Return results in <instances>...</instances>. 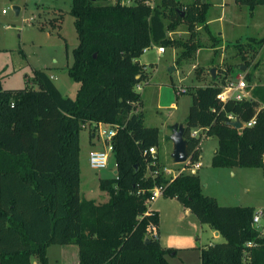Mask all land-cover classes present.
Instances as JSON below:
<instances>
[{"label": "trees", "instance_id": "obj_1", "mask_svg": "<svg viewBox=\"0 0 264 264\" xmlns=\"http://www.w3.org/2000/svg\"><path fill=\"white\" fill-rule=\"evenodd\" d=\"M110 1L72 0L79 45L68 74L80 85L75 99L41 70L33 72L38 90L0 88V264H49L53 245L77 246L79 264H169L172 249L152 238L145 243L148 228L160 224L157 211L146 215L156 186L226 240L204 248L201 264H264V236L252 227L254 208L221 206L203 194L196 173L172 180L158 173L159 156L154 167L144 154L159 148L160 131L147 127L138 112L137 87L149 78L139 59L153 46L179 50L178 63L192 57L197 26L209 30L210 5ZM235 1L251 11L264 6V0ZM58 23L51 25L61 27ZM182 25L190 37L172 38ZM220 42L214 39V46ZM245 79L251 82L252 76ZM215 82L193 94L185 126L192 161L199 158L202 140L191 131L204 128L219 143L212 167L260 168L264 175V86L249 90V100L223 103L218 98L223 86ZM229 115L255 124L234 129ZM95 123L118 126L112 142L117 175L100 180L109 195L103 203L80 196V134ZM90 137H96L95 130ZM148 164L155 178L146 176ZM249 242L254 245L247 247Z\"/></svg>", "mask_w": 264, "mask_h": 264}, {"label": "rangeland", "instance_id": "obj_2", "mask_svg": "<svg viewBox=\"0 0 264 264\" xmlns=\"http://www.w3.org/2000/svg\"><path fill=\"white\" fill-rule=\"evenodd\" d=\"M117 1L119 0L110 2ZM120 1L125 5H134L137 2ZM163 1L150 0L147 3L156 6L161 5ZM194 1L174 0L182 6L192 4ZM226 3L223 12L227 18L224 21L211 24L209 30L197 26L193 41L198 48L192 57L178 63L179 50L167 48L165 53L158 56L156 51L158 46H153L139 59L146 67L149 81L148 84L145 82L137 87L142 98V104L137 105L138 112L143 111L147 127L159 129L158 154L161 167L174 172L185 168V164L174 166L172 160L173 127L186 126L195 89L213 83L211 70H215V85L225 86L229 82L238 81L240 76L245 79L249 74L252 81L245 79L249 84V90L256 86H264V6H258L251 11L248 6L239 5L235 0H226ZM100 4L105 3L100 1ZM71 5L72 0H0L2 89L38 90L37 84L33 82V72L41 70L53 77L57 88L65 96L76 98L80 85L68 74V69L74 62L73 51L79 45L75 19L70 14ZM14 7L21 9L19 15H16ZM221 13L220 8L212 6L209 15L216 19ZM55 19L59 22L57 25L60 24L61 27L51 25ZM170 36L175 39H188L190 33L187 27L182 25L177 32L170 33ZM214 39L221 41L219 46H214ZM150 62L154 65L152 66ZM177 87H182L188 92L178 96ZM93 130L96 137L91 139L90 132ZM218 144V139L210 136L202 140L199 147V158L196 163H201L202 166L196 174L200 177L203 194L216 199L221 206L264 209L262 169L231 170L212 167L211 162ZM101 145L96 128L93 125L84 127L80 134V196L82 199H93L99 203L109 199L108 193L100 189V180L114 179L117 166L115 155L110 153L109 164L105 170L95 171L90 167L89 154L93 150H99ZM152 204L159 211V215L163 214L160 223H163L162 233L166 238L174 242L179 239L185 241L190 237L201 238L200 246L205 248L211 242L220 244L226 242L222 236L214 237L215 233L207 225H203V230L197 229L200 223L194 215L185 216L183 206L179 202L169 198H158ZM59 250L58 245L50 247L51 264H62ZM172 250L173 252L166 255L169 264H201L200 259L191 258L198 255L191 254L192 249L181 250L176 256L172 255L177 250ZM196 251L198 253V250Z\"/></svg>", "mask_w": 264, "mask_h": 264}, {"label": "built area", "instance_id": "obj_3", "mask_svg": "<svg viewBox=\"0 0 264 264\" xmlns=\"http://www.w3.org/2000/svg\"><path fill=\"white\" fill-rule=\"evenodd\" d=\"M6 11H3V14H5ZM159 54L165 53L164 48H158L157 49ZM249 85L245 81L243 77H239L238 81L236 82H229L227 85L223 86L222 91L220 95L218 96L219 100L223 103H226L230 100H237V101H244L251 99V93L249 91ZM186 89L182 87H177V95H181L186 93ZM230 122L236 121V117L233 115L228 116ZM255 124V119H253L251 122L244 124V126L251 127ZM98 133L99 140L102 142L103 148L99 150H93L89 154V164L90 167L95 171H101L105 170L108 167L109 160H110V153H113V138L117 135L118 126L111 125V124H105V123H95L93 125ZM208 129H194L191 131V136L194 138H199L201 140H204L207 136ZM107 147V148H106ZM105 148V150H104ZM145 156L149 155L151 158L150 164L154 167H157L158 165V149L153 147L150 148L149 151H146ZM150 165V166H151ZM174 166H179V164H175ZM201 163H196L192 161V156L189 155L187 162L185 163V168L180 169L179 171L174 172L173 170H170L168 168L159 167L157 170L158 173H161L164 176L171 175L169 177L170 179H175L179 177L183 173L187 174H194L201 168ZM147 177L155 178L157 176L156 171H152L149 168V164L147 167ZM168 177V176H167ZM164 188L160 186H156L152 190L151 195V202L154 200L160 198L163 196ZM146 215H150L149 212L146 213ZM264 209L256 210L254 213L253 221H252V227L259 232L260 236H264ZM157 227L154 225H151L148 228V236L152 239L157 240ZM254 244L252 242H249L246 246L252 247Z\"/></svg>", "mask_w": 264, "mask_h": 264}, {"label": "crops", "instance_id": "obj_4", "mask_svg": "<svg viewBox=\"0 0 264 264\" xmlns=\"http://www.w3.org/2000/svg\"><path fill=\"white\" fill-rule=\"evenodd\" d=\"M202 4H209L210 5V9L212 6H215L216 8H220L221 9V14L219 15L218 18L216 19H213L212 17H210V15L208 14V26H210L211 24H214L215 22H222L224 21L227 17H226V14L223 12L224 8H226L227 6V3H226V0H201ZM236 2V1H235ZM148 4H150L148 2ZM21 12V10H20ZM210 12V11H209ZM258 27V25H257ZM159 48V47H158ZM157 48V49H158ZM151 49V48H150ZM148 49V50H150ZM156 49V51H157ZM157 55L160 56L161 54L158 53L157 51ZM142 64V63H141ZM150 64L153 66V62H150ZM49 75V74H48ZM49 77L53 80V77L49 75ZM149 81V80H148ZM54 82V81H53ZM145 84H148V82H146ZM56 85V84H55ZM57 86V85H56ZM140 90H142V86L140 87ZM173 107H175V105L173 104L172 105ZM100 149L103 148V146L101 145L99 147ZM159 153V152H158ZM160 157V155H159ZM233 170V169H231ZM233 175H235V172L233 173ZM246 176V175H244ZM249 191V190H247ZM160 198H164L163 196L160 197ZM174 201H177L176 199H172ZM155 201V200H154ZM178 202V201H177ZM153 202L150 203V206H149V213L151 214L152 211H157L156 208L153 207ZM180 203V202H179ZM181 204V203H180ZM182 205V204H181ZM183 206V205H182ZM254 208V207H253ZM255 210H259L261 208H254ZM183 210H184V213H185V216H191L193 215L191 213V211L187 208H185L183 206ZM159 213V211H157ZM162 215V218H163V214L161 213ZM160 215V217H161ZM197 219V218H196ZM198 220V219H197ZM199 222V220H198ZM200 223V222H199ZM163 224V223H162ZM162 224L160 223L159 226L156 228L157 229V240L159 241V243L161 244V246L165 249H176L177 252L176 253H173L172 256H176L179 254V251L181 250H186V251H189L188 249H192V252L191 254H198L197 256H192L191 258H198L201 260V252L202 250L205 248V247H201L200 246V243H201V238H188L187 240L185 241H182V239H179V241H172L171 239H169L168 237L166 238L164 236V234L162 233ZM197 229L199 230H203V225L200 223V225H197ZM213 232L215 233L214 237L216 238H219L221 235H217L216 232L213 230ZM163 237L164 240H163ZM217 242H211L210 244L207 245V247L211 246V245H214L216 244ZM60 247V250H59V255H60V260L62 262V264H79V259H78V247L72 245V246H59ZM206 247V248H207ZM50 247L48 249V258H49V261H50ZM198 250V253L197 251ZM196 252V253H195ZM187 254H190V253H187ZM190 254V255H191ZM189 258V259H191ZM167 259V258H166ZM168 261V260H167ZM169 262V261H168ZM170 263V262H169ZM33 264H38L37 261H33ZM49 264H51V262H49Z\"/></svg>", "mask_w": 264, "mask_h": 264}, {"label": "water", "instance_id": "obj_5", "mask_svg": "<svg viewBox=\"0 0 264 264\" xmlns=\"http://www.w3.org/2000/svg\"><path fill=\"white\" fill-rule=\"evenodd\" d=\"M20 10L21 9L19 7H14V11L16 15L20 14ZM182 16L184 17L185 13H183ZM211 77L213 79H216L215 70H211ZM228 125L237 130L243 129L245 127L244 123L239 118H237L236 121L234 122H229ZM171 140L173 141L174 144V150L172 153L173 162L175 164H185L189 157L188 141L185 138V126L175 125L173 127V134ZM115 175H117V171H115ZM216 234L219 235V232H216ZM150 241H151L150 237L147 236L145 238V243L148 244L150 243Z\"/></svg>", "mask_w": 264, "mask_h": 264}]
</instances>
